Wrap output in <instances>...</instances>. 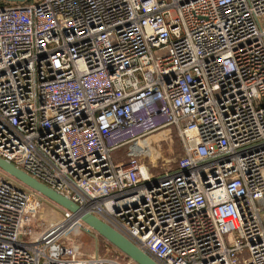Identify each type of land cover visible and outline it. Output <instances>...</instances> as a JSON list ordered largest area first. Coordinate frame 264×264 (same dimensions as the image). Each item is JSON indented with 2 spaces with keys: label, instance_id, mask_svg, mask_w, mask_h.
<instances>
[{
  "label": "built area",
  "instance_id": "2783aa9c",
  "mask_svg": "<svg viewBox=\"0 0 264 264\" xmlns=\"http://www.w3.org/2000/svg\"><path fill=\"white\" fill-rule=\"evenodd\" d=\"M168 126L173 169L113 159ZM0 157L158 264H264V0L0 5ZM41 198L0 169V264H120L69 250L94 231L63 208L33 223Z\"/></svg>",
  "mask_w": 264,
  "mask_h": 264
},
{
  "label": "rangeland",
  "instance_id": "374dc122",
  "mask_svg": "<svg viewBox=\"0 0 264 264\" xmlns=\"http://www.w3.org/2000/svg\"><path fill=\"white\" fill-rule=\"evenodd\" d=\"M181 153V143L177 132L174 126H168L142 137L138 143L122 146L113 153V159L115 161H127L129 157H135L146 165L150 175L156 176L173 169L175 167L174 163ZM64 218L65 212L62 208H58L50 201L41 198L37 212L34 214L33 223L40 221L44 223V226H47L51 223H58ZM65 234H68L67 238L70 244H65L69 250L71 247H75L76 252L84 255L98 253L115 259L120 264H135L95 232L88 231L80 226H73ZM231 236V234L225 235L228 243L231 241Z\"/></svg>",
  "mask_w": 264,
  "mask_h": 264
},
{
  "label": "water",
  "instance_id": "95a60500",
  "mask_svg": "<svg viewBox=\"0 0 264 264\" xmlns=\"http://www.w3.org/2000/svg\"><path fill=\"white\" fill-rule=\"evenodd\" d=\"M10 2H22L24 0H0ZM0 169L14 177L33 191L41 194L52 203L69 211L76 218L90 227L95 233L101 236L106 242L112 245L119 253L125 255L135 264H158L148 254L138 248L129 239L115 230L105 221L87 211H81L79 206L66 196L49 188L45 184L34 179L12 163L0 157Z\"/></svg>",
  "mask_w": 264,
  "mask_h": 264
},
{
  "label": "trees",
  "instance_id": "16d2710c",
  "mask_svg": "<svg viewBox=\"0 0 264 264\" xmlns=\"http://www.w3.org/2000/svg\"><path fill=\"white\" fill-rule=\"evenodd\" d=\"M9 3H14V2H10V1H0V5L9 4Z\"/></svg>",
  "mask_w": 264,
  "mask_h": 264
},
{
  "label": "bare ground",
  "instance_id": "6f19581e",
  "mask_svg": "<svg viewBox=\"0 0 264 264\" xmlns=\"http://www.w3.org/2000/svg\"><path fill=\"white\" fill-rule=\"evenodd\" d=\"M68 236V235H67ZM64 240L66 241V242H68V243H70L69 241H68V238L66 237V238H64Z\"/></svg>",
  "mask_w": 264,
  "mask_h": 264
}]
</instances>
